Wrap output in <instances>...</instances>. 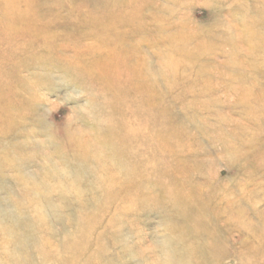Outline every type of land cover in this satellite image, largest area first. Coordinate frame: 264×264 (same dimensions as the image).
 Returning a JSON list of instances; mask_svg holds the SVG:
<instances>
[{"label": "rangeland", "instance_id": "rangeland-1", "mask_svg": "<svg viewBox=\"0 0 264 264\" xmlns=\"http://www.w3.org/2000/svg\"><path fill=\"white\" fill-rule=\"evenodd\" d=\"M0 264H264V0H0Z\"/></svg>", "mask_w": 264, "mask_h": 264}]
</instances>
